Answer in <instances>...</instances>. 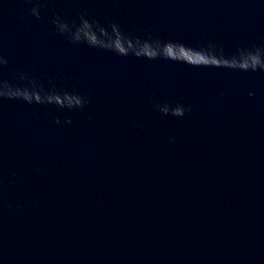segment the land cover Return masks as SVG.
I'll use <instances>...</instances> for the list:
<instances>
[{
	"label": "water",
	"instance_id": "95a60500",
	"mask_svg": "<svg viewBox=\"0 0 264 264\" xmlns=\"http://www.w3.org/2000/svg\"><path fill=\"white\" fill-rule=\"evenodd\" d=\"M0 264H264V0H0Z\"/></svg>",
	"mask_w": 264,
	"mask_h": 264
},
{
	"label": "clouds",
	"instance_id": "9594fccd",
	"mask_svg": "<svg viewBox=\"0 0 264 264\" xmlns=\"http://www.w3.org/2000/svg\"><path fill=\"white\" fill-rule=\"evenodd\" d=\"M168 47H169V50H170V49H171V45H169ZM204 62L207 63L208 61L205 60ZM211 62H212V63H216L215 61H211ZM245 67H246V65H245Z\"/></svg>",
	"mask_w": 264,
	"mask_h": 264
}]
</instances>
